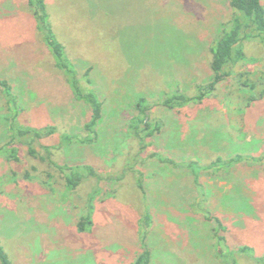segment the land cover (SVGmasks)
<instances>
[{
	"label": "rangeland",
	"instance_id": "obj_1",
	"mask_svg": "<svg viewBox=\"0 0 264 264\" xmlns=\"http://www.w3.org/2000/svg\"><path fill=\"white\" fill-rule=\"evenodd\" d=\"M44 3L101 118L87 127L91 109L29 0H0V244L11 263L132 264L148 249L149 264H264V43L240 42L242 59L206 88L210 47L236 16L228 0Z\"/></svg>",
	"mask_w": 264,
	"mask_h": 264
},
{
	"label": "trees",
	"instance_id": "obj_2",
	"mask_svg": "<svg viewBox=\"0 0 264 264\" xmlns=\"http://www.w3.org/2000/svg\"><path fill=\"white\" fill-rule=\"evenodd\" d=\"M29 4L34 10V15L38 24L43 30V38L47 47L50 49L54 60L64 71L70 82L71 88L77 94V97L83 100L91 109L92 120L87 127L94 126L101 118V103L93 92H85L81 89L75 76V69L64 54L63 46L56 40L48 23V17L45 13L44 0H29ZM229 7L235 12L236 16L231 21L230 27L215 41L210 47L211 64L210 68L213 74V82L206 88H212L215 83L225 77L226 69L233 67L242 59L240 42L249 40H258L264 43V12L260 0H228ZM0 85L5 88L6 93L9 89L5 81H0ZM201 89V88H200ZM202 90V89H201ZM203 92V91H202ZM204 97L201 93L196 97H186L184 95H175L168 97L162 104L164 107L172 109L177 106L188 104L192 101H200ZM144 122V120L142 121ZM15 136H24L29 133L18 127L11 126ZM233 162V161H232ZM70 172L65 173L66 184L77 186L82 178L70 168ZM89 223V215L87 216ZM145 225L149 224V216L145 217ZM80 230H84V224L79 225ZM150 252L145 249L140 253L132 264H149ZM0 264H12L4 248L0 244Z\"/></svg>",
	"mask_w": 264,
	"mask_h": 264
}]
</instances>
